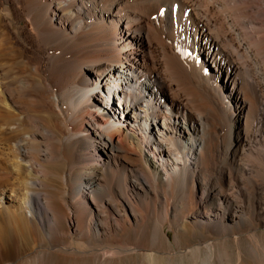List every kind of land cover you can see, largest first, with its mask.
<instances>
[{
	"label": "bare ground",
	"instance_id": "obj_1",
	"mask_svg": "<svg viewBox=\"0 0 264 264\" xmlns=\"http://www.w3.org/2000/svg\"><path fill=\"white\" fill-rule=\"evenodd\" d=\"M257 237L264 0H0V264H264Z\"/></svg>",
	"mask_w": 264,
	"mask_h": 264
},
{
	"label": "rangeland",
	"instance_id": "obj_2",
	"mask_svg": "<svg viewBox=\"0 0 264 264\" xmlns=\"http://www.w3.org/2000/svg\"><path fill=\"white\" fill-rule=\"evenodd\" d=\"M116 113H119V110H117L116 111ZM169 234L170 235H173L171 232H169ZM171 237V236H170ZM260 237H257V238H254L251 242L253 243V246H254V248H255V251H256V253H259L258 255L259 256H261V257H264V255H263V253H264V244L263 243H261L262 241L259 239ZM177 240H178V243H180L179 245H177L176 247H174L175 248V250H180V251H183V249L185 248V244H184V240L185 239H183V237L182 236H178V238H177ZM261 243V245H259ZM263 244V245H262ZM262 249V250H261ZM171 250V249H170ZM178 250V251H179ZM230 250L231 251H233V253H234V258L233 259H235V252H236V250H232L231 248H230ZM259 250V251H258ZM261 250V251H260ZM179 255V254H178ZM206 256L207 254H204L203 253V256ZM50 258V259H49ZM208 259V258H207ZM233 261V260H232ZM183 261H182V258H178L177 259V263L178 264H181ZM207 263H208V260H207ZM44 264H64L62 261H60L56 256H49V257H46L45 258V260H44ZM79 264H93V263H91V262H89V261H82V262H80Z\"/></svg>",
	"mask_w": 264,
	"mask_h": 264
}]
</instances>
